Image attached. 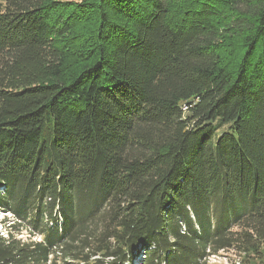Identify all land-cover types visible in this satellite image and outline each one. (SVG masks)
<instances>
[{
    "label": "trees",
    "instance_id": "1",
    "mask_svg": "<svg viewBox=\"0 0 264 264\" xmlns=\"http://www.w3.org/2000/svg\"><path fill=\"white\" fill-rule=\"evenodd\" d=\"M0 207V264H264V0H0Z\"/></svg>",
    "mask_w": 264,
    "mask_h": 264
},
{
    "label": "rangeland",
    "instance_id": "2",
    "mask_svg": "<svg viewBox=\"0 0 264 264\" xmlns=\"http://www.w3.org/2000/svg\"><path fill=\"white\" fill-rule=\"evenodd\" d=\"M75 1V0H74ZM10 215H6L5 211L2 210V208L0 207V231H1V226L2 221L4 219L8 220L7 222H9V225H12L13 228H9L10 231L13 232V229H15L16 227H18V222L17 221H13L12 219L9 218ZM12 229V230H11ZM20 235H18V238H23L25 240V238H27L28 235V231H25L24 229L22 231H20L19 233ZM40 239V238H39ZM33 240H38V237L33 238ZM241 255H239L237 252L235 251H220L218 252L216 255L210 256L205 264H240L241 262ZM133 264H139V259H136V261Z\"/></svg>",
    "mask_w": 264,
    "mask_h": 264
}]
</instances>
